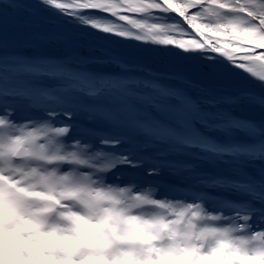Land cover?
<instances>
[{
  "label": "snow or ice",
  "instance_id": "snow-or-ice-1",
  "mask_svg": "<svg viewBox=\"0 0 264 264\" xmlns=\"http://www.w3.org/2000/svg\"><path fill=\"white\" fill-rule=\"evenodd\" d=\"M0 6V117L69 126V141L125 159L112 182L129 177L167 187V172L185 185L180 195L212 211L247 213L264 237V118L241 114L251 107L264 112V0H5ZM4 8L15 15L6 17ZM101 32L141 42V51L162 66L104 48L91 55ZM106 64L120 71L90 70ZM0 191L21 206L23 193L3 183Z\"/></svg>",
  "mask_w": 264,
  "mask_h": 264
},
{
  "label": "clouds",
  "instance_id": "clouds-1",
  "mask_svg": "<svg viewBox=\"0 0 264 264\" xmlns=\"http://www.w3.org/2000/svg\"><path fill=\"white\" fill-rule=\"evenodd\" d=\"M70 131L0 117V183L24 196L0 191V264H264L250 215L109 181L125 159Z\"/></svg>",
  "mask_w": 264,
  "mask_h": 264
},
{
  "label": "rangeland",
  "instance_id": "rangeland-1",
  "mask_svg": "<svg viewBox=\"0 0 264 264\" xmlns=\"http://www.w3.org/2000/svg\"><path fill=\"white\" fill-rule=\"evenodd\" d=\"M4 2H5V0H0V5H2ZM0 7H3V6H0ZM4 15L6 17L14 16L15 13L10 12L6 8H4ZM102 15H107V14H102ZM109 19L111 20L112 18L109 17ZM116 22L122 23V22H119L118 20H116ZM93 31H95V30H93ZM93 39L95 41L96 47H95V50L91 53V55L101 56L102 52L100 51V49L104 48L108 52L122 56L125 59L140 60L144 63L152 64L153 67H161L163 64V61L160 58L152 57L150 55L143 53L141 51V47H142L141 42H135V41L127 40L126 38H124V39H126V41L120 40V39H118V37L112 38L108 34L102 33V32L97 33ZM111 39H113V40H111ZM106 40L109 42H112L115 45H113L111 43L108 44ZM81 51L85 55L89 54L86 49H81ZM53 54H56V53H53ZM90 69L94 70V71H99V72L103 71V70L100 71L98 69V65H91ZM255 71H259V70L256 69ZM116 72H119V70H116V71L111 72V73H116ZM245 109H247V114L248 113L257 114L260 117V119L264 118V112H262L259 108H256V107L244 108L241 110V114L246 113Z\"/></svg>",
  "mask_w": 264,
  "mask_h": 264
},
{
  "label": "bare ground",
  "instance_id": "bare-ground-1",
  "mask_svg": "<svg viewBox=\"0 0 264 264\" xmlns=\"http://www.w3.org/2000/svg\"><path fill=\"white\" fill-rule=\"evenodd\" d=\"M115 38H117V37H115Z\"/></svg>",
  "mask_w": 264,
  "mask_h": 264
}]
</instances>
